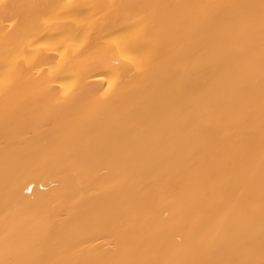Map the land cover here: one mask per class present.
<instances>
[{"label": "bare ground", "instance_id": "6f19581e", "mask_svg": "<svg viewBox=\"0 0 264 264\" xmlns=\"http://www.w3.org/2000/svg\"><path fill=\"white\" fill-rule=\"evenodd\" d=\"M0 264H264V0H0Z\"/></svg>", "mask_w": 264, "mask_h": 264}]
</instances>
